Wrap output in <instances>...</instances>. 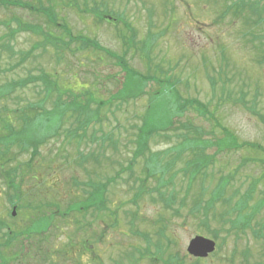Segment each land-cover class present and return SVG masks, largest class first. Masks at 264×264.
<instances>
[{
	"label": "rangeland",
	"instance_id": "obj_1",
	"mask_svg": "<svg viewBox=\"0 0 264 264\" xmlns=\"http://www.w3.org/2000/svg\"><path fill=\"white\" fill-rule=\"evenodd\" d=\"M20 1L36 6H40V1L41 7L51 4L58 22L66 24L73 35L89 37L117 54L127 51L124 56L130 66L142 74L169 76L182 98L199 100L208 112L203 116L188 106L187 111L172 119L165 131L153 132L149 151L161 152L157 156L160 168L175 158L177 147L186 149L165 173L159 168L155 172L151 167L147 170V152L132 164L131 171H125L134 149L129 145L134 133L132 127L140 122L142 106L148 102L146 97L135 102L107 104L101 109V121L87 130L80 143L70 136L62 137L74 125L67 118L61 121L59 134L40 145L38 153L7 145L11 147L6 154L10 159L4 158V167H16L19 171L23 204L26 201L28 204L16 208L12 216L9 205L12 190L5 187L0 177V220L11 229L27 228L33 220L55 210L52 205L43 207L42 212L31 211L34 204L55 201L60 210L67 211L73 202L84 200L87 193L83 189L90 191L92 187L75 185L74 179L91 186L105 184V205L115 210L117 219L112 227L114 216L110 213L98 214L91 207L87 212L71 211L65 222L60 217L51 223L47 239L42 242L40 235H33L32 241L29 240L31 245L27 242L21 248L15 244L0 245L7 264H165L170 255L178 257L182 264H264V244L252 233L254 222L253 229H240L237 237L234 231L224 230L228 225L223 212L252 180L258 183L254 197L264 189L260 166L264 154L257 148V145L264 148V22L254 29L257 37L244 35L250 21H244L243 13L230 8L225 11L233 0H74L72 5H67V0ZM104 7L107 13L97 12ZM127 25L137 30L135 45L126 41ZM48 34L53 39L45 43ZM147 36L148 43L155 38L150 59L139 55L140 44ZM61 37L66 42L64 46L58 43ZM41 72L55 82L50 93L35 81L0 96V115L9 116L7 120L17 130L21 122L12 115L15 107L42 102L44 108L51 109L58 95L65 102L75 99L85 103L87 96L83 95L84 89H78L80 86L86 87L95 98L109 100L123 78L113 58L78 39L69 42L59 26L47 24L43 14L19 6L0 5V87H5L0 94L10 90L7 86L10 81L38 76ZM147 88L155 90L158 86L151 83ZM95 106V103L90 105L92 109ZM93 133L108 135L115 142L105 140L96 144ZM194 136L205 144L210 143L202 153L213 158L204 173L189 182V174L183 170L185 162L199 156V151L189 152L191 147L185 139ZM219 140H234L241 146L220 151L215 144ZM244 142L256 145H242ZM78 148L83 149L84 160L78 158ZM3 150L0 144V151ZM241 161L232 185L224 194L228 198L233 190L240 189L235 197L225 205L218 201L206 222H200L197 213L190 214L191 205L208 198L218 179L234 173ZM121 170L120 178L108 181ZM136 177L140 180L136 181ZM160 191L174 197L172 208L160 202ZM182 200L183 207L174 213L173 206H181ZM194 236L214 240V252L199 261L189 256L186 248ZM83 241H88L87 247L93 243L89 250L81 247ZM31 242L40 248L33 250ZM144 247H147L146 255L138 261L134 249ZM54 249L59 252L53 253ZM131 251L133 256H129ZM244 251H247L246 261Z\"/></svg>",
	"mask_w": 264,
	"mask_h": 264
},
{
	"label": "trees",
	"instance_id": "obj_2",
	"mask_svg": "<svg viewBox=\"0 0 264 264\" xmlns=\"http://www.w3.org/2000/svg\"><path fill=\"white\" fill-rule=\"evenodd\" d=\"M255 1V2H254ZM16 3H20L27 9L33 12L41 13L45 16L47 24L52 26H59L62 30V34H65L68 37V41H76L80 40L81 43L89 46L93 49H98L105 52L108 56L115 60V63L119 66L120 72L123 73V78L120 83V87L118 90L112 95L109 100L99 99L92 96V94L87 92L86 87L80 86L78 89H84L83 95L87 96L85 103H81L78 100L72 99L68 102L62 101L60 95L56 98L53 103V107L51 109H46L43 107V103H35L28 102L25 107H15L13 109L12 115L17 119L18 122H21L20 129L17 130L14 124H10V121L7 120L9 116L0 117V133L3 130V133L0 134V144L4 148L3 151H0L1 157V167L0 168V177L3 178V182L5 187L9 190H12L9 198V205L16 206V208L20 207H28L27 201L26 204H23L25 201L22 199V190H21V179L19 171H17L16 167L14 168H5L4 164L6 161H9V155L7 151H10L11 147L7 145H16L18 150H27L30 148L32 153H38L39 146L42 145L49 137H54L59 134V128L61 127V121L67 120V118L72 119L73 122L72 127H68V132L63 134L62 137L67 139L70 136L77 143L83 141V139L87 136V130L94 124L99 123L101 121L102 108H105L107 104L112 105L114 101H117V104L120 103H128L129 101H137L141 98L146 97L148 99L147 104L142 106L143 113L139 116V124H135L132 129L134 131L132 139L129 141V145L134 146L132 156L128 160V166L125 171L132 170V164L134 165L138 158L144 157L146 152L148 156L146 157V165L147 170L149 167L154 169L152 172H155L157 168L161 169L162 173H165L170 167H172L174 161L170 160L165 163L164 166L160 168L159 162L157 161V156L160 157L161 152L157 151V154H152L149 151L150 143L149 139L153 136V132L157 131H165L172 124V119H175L176 116L187 111L188 106L197 110L201 114H205L207 112V108L204 103H201L199 100H188L187 98H182L177 89L175 88V81L171 80L169 76L165 78L156 77L150 74H142L134 67L130 66L128 60L125 58V52L123 54H117L110 51L107 48L99 45L96 41L89 37H84L82 35H73L70 28L66 24H62L58 22V18L50 7L51 4H48V7H41L42 2L39 1L40 6H36L28 1H15ZM67 5H72L74 0H67ZM79 12L83 10L79 7H76ZM235 10L236 13H243L244 21H250V27L247 28V31L252 36L257 35L254 33V29L259 27L264 22V0H233L227 9ZM99 13H107L108 9L104 7L103 9H98ZM225 13V12H224ZM223 13V14H224ZM103 20V19H100ZM253 26V27H252ZM126 27V26H125ZM252 27V28H251ZM31 30L34 31V28L31 27ZM128 36L126 41L134 42L133 45L136 44L135 38L137 37V30L132 28L130 25H127ZM149 35V34H148ZM150 37H146V39L140 44L141 51L139 53L140 56L145 57L146 59H150V53L152 49V43L155 41V38L152 37L151 41L148 43ZM51 35H47L44 39L45 43L52 42ZM124 39V38H123ZM139 41V40H138ZM58 43L60 46L65 45L64 38H58ZM126 43V42H125ZM130 43V44H131ZM261 45V42H259ZM39 45V44H38ZM132 45V44H131ZM6 46V45H5ZM37 47V45H35ZM10 50L11 48L8 47ZM256 49H260L259 46ZM128 50H135L129 48ZM57 58V57H56ZM24 60V59H22ZM163 74V73H162ZM35 81H39L43 85V89L50 93L51 90L55 89V82L49 78L46 74L41 72L38 76H29L26 79H17L12 80L7 85L10 89L3 94H7L11 90L15 88L25 87L28 84H33ZM155 83L158 88L155 90H149L147 87L149 84ZM42 89V90H43ZM7 90V89H6ZM1 91V90H0ZM82 93V92H81ZM95 103V108H91L90 105ZM144 108V109H143ZM141 110V111H142ZM262 116L260 119L262 120ZM43 120L45 123H43ZM112 134V133H111ZM202 135V134H199ZM69 140V139H68ZM92 140L95 141L96 144H103L105 140H109V142H115L112 137L108 135H96L92 134ZM188 143L190 149L194 152L199 151V156H203L199 158L197 155L195 159L190 160L185 165V173H188L190 176L189 182H192L194 178L200 173H204V169L211 163L212 158L209 155H203V149L210 145V143H206L201 138H196L195 136L192 138L185 139ZM212 144V143H211ZM217 148L222 150H232L238 149L241 144L233 141H221L215 143ZM242 145L252 146L254 147L256 144L251 142H244ZM262 154H264V148L260 145H257ZM188 147V148H189ZM201 148V149H199ZM216 148V149H217ZM217 149V151H218ZM176 150V149H175ZM78 158L84 160L85 156H83V149L78 148ZM179 154L180 150H176ZM5 155V156H2ZM4 158L7 160L5 161ZM3 163V164H2ZM243 161H241L237 168H235L234 173H229L221 176L216 183V187L210 193L209 197L203 199L202 201H195L190 209V214H196L201 219L200 222H206L211 214H213L214 209H216V204L218 201H222L223 204H228L233 197L239 192L240 189H235L231 192V195L227 197L224 194L227 193V190L232 185V180L236 176L239 167L242 165ZM262 171L264 175V159H261ZM123 172L116 171L115 175L112 178H108V181L114 182L116 179L120 178V174ZM152 172L148 174L151 175ZM140 180L136 177V181ZM75 185H88L92 187V190L83 189L86 192V198L80 202H73L74 204L70 206L69 210L64 211L60 210V207L54 203L55 201H45L43 204H34L31 206V211L42 212L43 207L55 206V210L52 213H48L47 215H42L38 217L36 220H33L32 223L24 229L15 228L11 229L10 225L7 222L0 220V239H3L0 242V245L10 246L15 244L16 248L23 247V242H27L29 245L30 241H32L33 235H40L41 242L43 239H47V229H49L51 223H55L58 218H62L63 222L66 220V215L73 212H87L90 207L95 210V213L107 212L114 216V220L112 223V227L116 225V212L115 210L110 209L105 205V184H97L95 186H91L88 182H79L74 179ZM143 185V182H141ZM191 187V184L188 185ZM258 183L254 180L248 184L247 188L243 191L244 193L240 195V197L234 201L232 204L225 207L224 213L225 218L224 221L228 225L224 230L229 233L230 231H234L236 236L239 229L242 231L247 227H252V223L256 226L252 233L253 235L262 240L264 244V189H262L257 197H254L255 191H257ZM206 188H204L205 190ZM140 191L143 189H139ZM158 198H160V202H164L167 207L172 208L171 204L174 200L169 195H164L162 191L158 192ZM227 198V199H226ZM135 201V198L133 199ZM250 201H253L252 203ZM30 204H33L29 201ZM184 200L181 202V206L177 207L174 213H178L179 208L183 207ZM10 211H8L9 213ZM258 215L260 218L258 219ZM236 230V231H235ZM158 234H162V232H158ZM39 240V241H40ZM46 241V240H45ZM37 242V240H36ZM32 243L33 250H37L36 245ZM88 241H83L81 247L84 250H89L93 243H90L91 246L87 247ZM31 247V246H30ZM86 250V251H87ZM59 252L58 250H53V253ZM137 251V249H134ZM131 251L129 256H133L134 253ZM16 253V251L14 252ZM49 254L48 251H46ZM90 253V252H89ZM92 255H96L94 253H90ZM244 261L247 259V252H243ZM10 259V256L7 257ZM165 264H182L181 260H178V257H172L171 255L167 260L164 261ZM0 264H7L6 257L3 255L2 251H0Z\"/></svg>",
	"mask_w": 264,
	"mask_h": 264
},
{
	"label": "water",
	"instance_id": "obj_3",
	"mask_svg": "<svg viewBox=\"0 0 264 264\" xmlns=\"http://www.w3.org/2000/svg\"><path fill=\"white\" fill-rule=\"evenodd\" d=\"M214 247L215 243L211 239L195 236L189 241L187 252L195 257H206L214 250Z\"/></svg>",
	"mask_w": 264,
	"mask_h": 264
},
{
	"label": "flooded vegetation",
	"instance_id": "obj_4",
	"mask_svg": "<svg viewBox=\"0 0 264 264\" xmlns=\"http://www.w3.org/2000/svg\"><path fill=\"white\" fill-rule=\"evenodd\" d=\"M145 253V250H143V254ZM143 257H145V256H143ZM143 257H141L140 259L142 260L143 259Z\"/></svg>",
	"mask_w": 264,
	"mask_h": 264
}]
</instances>
